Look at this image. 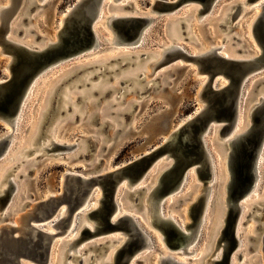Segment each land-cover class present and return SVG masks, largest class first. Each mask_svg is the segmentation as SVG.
<instances>
[{
    "label": "water",
    "instance_id": "1",
    "mask_svg": "<svg viewBox=\"0 0 264 264\" xmlns=\"http://www.w3.org/2000/svg\"><path fill=\"white\" fill-rule=\"evenodd\" d=\"M123 1L111 0L108 3L107 0H78L64 17L63 26L58 32L56 41L47 43L43 48L28 47L13 40L10 36L14 31L19 30L21 33L23 30L22 28L15 29L12 25L24 0H9V5L1 9L0 49L2 52L0 53L9 54L10 59L8 63L4 64L7 75L0 80V120L10 125L11 130L4 131L0 135V163L5 159L16 126L21 121V119L19 120L20 116L23 117L26 112L30 91L36 87L35 85L40 82L41 78L47 76L57 67L100 51V47L104 45L103 40L107 41L101 32L96 33L95 26L99 20L100 12L106 5L109 8L128 7L129 5L135 8L132 1L122 5ZM220 1L154 0L150 6L151 16L110 15L107 25L113 31L116 45L130 47L136 45L144 28L152 20L171 15L172 11L191 4L200 6L198 17L203 14L208 15ZM253 1L255 0H248L250 3ZM36 2L40 1L32 0L29 5ZM242 9V4H238L230 12V18L227 17L221 26L232 29V22L237 20ZM24 19L25 17L22 20ZM185 19L186 17L182 18V20ZM180 23L184 39L194 38V35L186 36L188 33L187 23L185 21ZM253 37L260 47V53L252 58L224 56L218 51L221 46L213 47L212 51L202 55L189 54L182 47L176 46L177 53L183 57V60L192 61L191 63L196 64L198 73L207 78L203 89L198 93L203 108L186 120L165 143H161L148 153H144L126 164L104 172L96 170L88 176L85 175V172H67L63 182L64 194L49 195L46 199L37 202L19 219L18 224L25 222V229L21 230L14 223L3 224L0 230L1 264H24L25 262L51 264L55 239L66 233L76 223L84 204L94 197L96 189L100 191L98 206L89 211L87 218V220L91 218L95 221L92 222L93 227L83 224L79 236L68 245L65 257H74L75 260L78 256L75 251L66 254L69 249H74L84 240L121 230L125 240L116 246L111 263L105 264H131L133 260L135 263L139 262L141 259L139 254L152 245V239L149 233L140 226L134 215L128 212L119 213L118 197L122 188L125 190L123 197L132 199L138 210L143 207L146 187L138 185L148 177L153 166L166 153L170 154L174 163L160 175L157 185L150 192V198L153 199L152 225L164 235L168 247L187 252L188 246L196 238L203 221L209 193L208 184L213 175L212 159L205 143L211 126H220L221 138L227 139L224 144L229 149L230 173V180L227 184V209L218 238V243L222 245L223 249L220 257L214 260V264H230L233 254L241 257L238 247L242 232H238V230L242 205L255 186L258 176V160L261 152L264 151V76L258 77L254 81L249 92L248 102L253 105V110L247 131L236 134L234 139L229 135L237 126L242 101L247 93V85L253 77L264 72V2L254 24ZM142 59L143 55H140V61ZM127 60L129 61L122 64L121 57L115 59L117 64L115 63L116 65L111 68L109 63H104L100 72L95 70L96 65L93 64L79 66L55 87L56 96L52 94L49 99L46 115L43 118L44 127L41 130V136L48 138L53 147H48V151L69 147L67 143H60L53 138L55 128L50 129V125L54 124L58 117L74 112L75 107L80 112L89 101L87 95L113 93L116 90L115 85L104 88L103 84L112 81L111 74L113 72H118L127 65L132 66L138 63V59L135 57L134 60ZM164 63L167 62H162V64ZM222 79L226 81V84L220 86L218 83ZM124 87L126 89L127 86ZM74 88L81 89L75 102L70 99L69 95V91ZM100 100L95 99L94 105ZM78 116L75 114L76 120ZM93 118L98 121L101 119L99 115L98 118L95 117V112L91 115L92 120ZM110 122L103 121L102 124H113ZM89 142V145L95 144L93 139H90ZM45 153L47 152L44 151ZM88 153L90 154V152ZM193 165H197L199 176L206 188L190 205L189 222L185 231L178 222L170 216L164 215L162 203L169 195L181 188L189 168ZM14 192L15 181L8 179V186L0 190V220L8 217L9 212L4 213V210ZM63 206H65L64 214L58 216ZM36 209L39 210L38 213L35 212ZM245 223L246 221L242 222L243 225ZM41 224H49L54 231L40 227ZM250 241L252 247L262 243L261 246L264 249V235H252ZM113 243L112 240H107L105 243L97 244L94 250L102 256L106 254L110 244ZM178 252L180 253V251ZM77 263H80V260L77 259ZM64 264H69V262L65 261ZM161 264L184 263L171 257H163Z\"/></svg>",
    "mask_w": 264,
    "mask_h": 264
},
{
    "label": "rangeland",
    "instance_id": "2",
    "mask_svg": "<svg viewBox=\"0 0 264 264\" xmlns=\"http://www.w3.org/2000/svg\"><path fill=\"white\" fill-rule=\"evenodd\" d=\"M27 1L30 2L32 0H27ZM77 1L78 0H40V2H36L32 4L29 10L23 13V16L20 15L21 11L19 12V14L18 13L16 14L15 18L17 19H15L13 25L25 17L24 20H21L20 26H18L20 29L22 28L23 30L21 31V33H19V30L17 32L14 31L12 33L15 34L14 36L17 37L18 39L22 38L20 40H26V39L28 40L34 37L36 38L37 42H39L38 44H41L42 42H45V36L49 37L53 31L61 27L60 26L61 18L77 3ZM132 1L134 5H137L140 9L143 10H149L150 6L154 3V0H132ZM232 1L233 0H221L219 2L217 9L212 14L208 15V17H206L203 21H201L199 17H197L193 13L194 14L193 18L190 19L189 21L192 25V32H194L195 35H197L198 37L202 36L201 39L203 40H206L204 39L205 37L208 38V42L209 43L211 42L214 45H222V44L225 45L227 44V42H232L233 46L238 48L239 52L241 53L244 51V48H246L247 45H250L253 49L259 51V47L256 45L254 37L250 35V32L248 30V23L254 9L253 10L249 9L250 11L247 12L245 10L242 14L243 17H241V23L237 26H232V29L229 28L228 30H225L220 28V26L218 27L219 18L216 19V17H222V15L226 11L225 4L231 3ZM7 3L8 0H0L1 5L2 4L5 5ZM134 9L135 8L132 7L131 5L126 7V10H134ZM192 12H194V7L189 5L188 7H184L178 13H175L173 15H165L164 17H159L157 20L158 21L161 20V21L157 25H155V27L151 30L149 36L150 42L144 47L131 49L129 47L120 45V49L119 48L116 49L115 47L108 48L107 45H105L104 47L103 46L101 47L103 48L102 51L95 52L92 55L84 56L80 59H76L64 65H61L56 69H54L47 76L43 77L41 79V82L32 91V95L30 96V102L27 106L26 112L23 116V122L19 129L20 134L15 137V142H16L15 147L9 154V158H7L5 161L0 163V167L14 164V161L10 160V157L14 153H16L17 147H19L21 143L22 144L25 143L26 145V139H28V136L31 133L33 124L35 123L37 124L39 122V124L41 123L40 127L42 126V124L44 125L40 114V111L44 109L46 104V100H45L46 97L44 96L47 95L49 87L51 83L55 80V78L56 77L59 78L61 76L60 74L62 71L70 70L74 65H78L80 63L92 61L97 58L103 59L109 57L111 56V54L115 56L118 54L120 50L129 49L135 52H140L142 50L143 52L161 51L163 49L161 44L168 45L172 43V36L167 33L168 21L175 20L176 18L181 17L183 15H192ZM153 16L156 15L154 14ZM214 21L216 23H214ZM153 24H156V21ZM27 29L29 30L26 31ZM100 30L105 37H111L113 35V31L107 25L105 28H101ZM240 35H242V37ZM178 42H181L186 48L190 49L193 53H196L198 50L196 48V44L193 38L186 40L178 39ZM9 59H10L9 54L0 53V79L4 78L7 75V72L4 68V64L8 62ZM150 60H145L141 64L135 65L133 67H130L128 65L127 69L123 71L120 70L121 72H114L112 73V75L122 76L125 74L127 75L130 72L137 70L138 68L143 69L144 66L150 62ZM115 63L117 62L116 61L113 62L112 65H115ZM174 64L167 65L166 67L165 66L162 67L155 74L154 77H156V75L159 74L161 76L157 80H155V84L150 90L146 91L145 89H143L146 92L142 96L140 95L139 92H137L136 90L134 91L131 87H127L126 92H123V89L121 87L124 85L127 86L130 83V80L123 83V85L119 84L118 85L119 90H116L113 93L103 94V95L99 93L97 95H93V94H91L90 96L87 95L88 96L87 100L91 97L98 100H100L101 98L100 102L97 104L95 103V105L93 106L95 108L93 112H95L96 118H98V115L101 116L99 114V110L102 106L104 107L106 104L110 105V103L113 105V107H111L112 113L110 114V118H107V121H111V122H112L111 119L115 118L116 121L115 123L113 122V124L111 122L110 125H107V123L102 124L103 123L102 120L98 121V120H94V118L93 120L90 119L86 121L85 113L87 110L89 109L91 110V108L88 109L89 101H87L86 107L82 105L83 107L80 110V112L77 113L75 111L72 112L79 115L77 120L75 116H73V114L71 113V114H67L66 116L65 115L60 116L56 119L57 121H55L54 124L51 123L52 125H50V129H54L56 128V126L58 125L60 126L62 124V128L60 129L61 136L64 137L68 143H74L76 140H78L80 146L78 145V147L74 149L73 154L71 153L66 154L63 157L62 156L57 157L55 155H49L46 153L44 155H40L41 151L39 150L40 147L38 145V142L42 139L47 141L48 138L46 139V137H42V136L38 137L35 141V146L37 148L35 151L36 153L32 155L26 153L23 157V159L25 160L21 164H19L16 168H14L12 172H10L12 173V175H14L15 173H19L21 169H23L22 173H20L19 176L17 177L20 188H22L23 185L24 186L28 185L27 197L24 199L22 198L20 199L23 204V208L22 206H19L20 203L17 202L14 206L15 207L14 213L13 212L10 213L8 217L2 221H6V222L13 221L20 214L32 209L34 204H36L41 200H44L48 195L46 197L44 196L48 193L50 194V192L55 193L54 195L64 194L63 182L67 172L71 171V172L90 173V172H95L96 170L100 171L104 166L107 165V162H109V164L113 167L126 164L129 161L138 158L139 156L143 155L145 152L151 151L152 149L163 143L167 135L171 131H173L175 127H178L180 123L185 122L190 117H192L196 113L198 108L202 106V103L198 98V93H199L200 79L202 78L203 75L198 77L195 76L194 70L196 67L192 64L186 63L181 60L177 61ZM147 70L148 72H150L151 67L147 68ZM164 73L168 74V76H165ZM113 80L114 78L112 79V81ZM142 85L141 87H143ZM71 90L78 93L80 92L79 90L81 89L74 88ZM118 92H122V95L117 100H114L113 101L114 103H112V100L114 99L115 96H117ZM131 98L134 99L132 100ZM51 101L52 98L50 102ZM130 101H135L133 107L126 109L124 112H121L118 115L117 113L114 112V110L119 109L121 106L129 105ZM45 115H46V111L42 115L43 118ZM71 118L73 121L72 120L70 121ZM42 128L43 127H41V129ZM6 129L10 130L11 129L10 125H7L0 120V135L4 133ZM212 130L214 131V129ZM90 131H96V134L94 133V135L91 134L89 135ZM213 131H211L210 133H212ZM212 136L210 134L207 137L208 139L207 141L210 144L209 147L211 149L215 147H219L217 144L215 145L213 144ZM90 139H93L95 141V144L89 145ZM218 141L224 142V139L220 138ZM223 149L225 152V154L223 153V156H225L228 154V150L225 148V146ZM88 152H90V154ZM36 156L37 158H35ZM214 156L216 157L215 154ZM28 160H32L30 165L28 164ZM9 174H7L6 176L7 178ZM263 176H264V171H263ZM193 178L194 180L193 181L191 180L192 182L191 185L195 186L196 184L197 186H199L202 183V181L198 179L197 172L194 173ZM4 183L5 181H3L0 184V190L2 189V187L5 186ZM186 185L181 190V193H183L184 190H186ZM219 187H220L219 184H217L216 186L213 187V190H218ZM263 191H264V181L259 189L258 195L262 196ZM192 195L194 194H192L191 192L189 196L182 195V197H176L177 198L176 202L172 204H170L171 199H169L165 203V208H164L165 214L169 215V213L173 212L174 215L176 216V219L182 223L183 222L182 214H184L185 211V215H186L185 220H188L187 212L186 210H183V207L187 202H190L191 200L190 196ZM258 195L255 196L254 194L253 196H251V198L254 200L258 197ZM125 200L127 201L128 205L134 206L130 210H132V212H135L137 207L134 205L132 199L125 198ZM250 201L252 200L250 199ZM19 207L22 208L23 211H19L18 210ZM90 210L91 209L87 211ZM139 210L140 211L137 213V216H139L143 225L148 227V229L152 232L153 235L159 234L162 236L161 231L153 227H150L146 218L141 215L142 212L145 210V208L141 207ZM215 211H213V213L211 214L209 213L207 218H211V216L214 215ZM35 212L38 213L39 210L36 209ZM257 214L260 215L258 209H256V211L253 212V214L250 216L249 221H247V223L244 226H242V229H245L244 235L245 233L248 234V231H250L251 227H255V231L257 232L258 230L256 226H258L260 222H264V212L261 217H255V215ZM243 220H245V218H243ZM209 222L210 220L205 222L203 235L199 243L196 245L195 249L197 248L199 250V248H201L200 246L202 243V239L206 237L204 235H206V231H207L206 229ZM24 223L25 222L23 221V223L21 224L16 223V225H18L19 228L22 230L26 228ZM85 223H87L92 227L91 225L92 223L86 221L85 218H82V216L80 215L75 223L76 225H74L76 226L74 229L75 233L77 232V230L78 232L80 231L79 225H83ZM0 225H1V220H0ZM121 232H122L121 230L118 231V233ZM219 235H220V231L217 234L216 240H218ZM96 236L92 238L94 240H97L98 238L104 237L106 235L100 234ZM61 238H59L58 240H60ZM92 238L88 240H93ZM216 240L215 242H213L212 246L210 247V251L212 248L213 249L216 248V243H217ZM161 246H164V243H161ZM159 247H160L159 243L156 241L152 251H146L142 256V258L139 260V262L135 264H158L155 262V257L158 254V252L162 251L159 249ZM93 250L94 248L87 249L86 251L83 250L85 251L83 257L91 256ZM164 250L172 254L178 252L171 249H167L165 247ZM69 253L71 252H68L66 255H68ZM256 253H247V251H245L243 252V256L245 258L246 257L249 258L255 256ZM211 254H209L205 259H209L211 257ZM196 255L198 254L197 253L194 255L185 254L184 256L181 254L179 256H182L183 258L185 257L187 259H193V257H195ZM99 257H101V255H99ZM73 258H71L73 262H77V259H79L78 256L77 258H75V260ZM254 258L256 257H253L250 260H253ZM65 260H67L66 257ZM234 260H235L234 264L235 262H237L236 264H242L243 262V260L240 261L238 258ZM95 262L93 264H95ZM188 262L189 264L194 263L192 260Z\"/></svg>",
    "mask_w": 264,
    "mask_h": 264
},
{
    "label": "bare ground",
    "instance_id": "3",
    "mask_svg": "<svg viewBox=\"0 0 264 264\" xmlns=\"http://www.w3.org/2000/svg\"><path fill=\"white\" fill-rule=\"evenodd\" d=\"M107 1H108V3L111 2V0H107ZM129 1H132V0H124L122 2V5L127 4ZM30 2H28L27 0H24L22 6L20 8V11H21L20 15L23 16V13H25L26 9L30 6L29 5ZM263 2H264V0H255L252 3L248 2V0H233L231 3L225 4V7H226L225 13L222 15V17H216V19L219 18L218 19L219 20L218 21V27L220 26V28L228 30L230 27L229 28H227V27L223 28L221 26V23L224 22L227 19V17L230 18V16H229L230 12H232L234 10V8L237 7L238 4H242L243 9L241 10V14L237 17V20L235 22H232V26H237V25H239L241 23V17H243L242 14H243V12L245 10L247 12V11H250L249 9H252V10L254 9L252 14H251L249 23H248V30L250 32V35H252V37H253L254 24H255V21L259 17L261 6L263 5ZM8 5H9V0H8V3L5 4V5H3V4L1 5L0 4V12H1L2 8H5ZM218 5H219V3H217V5L215 7H213L212 11L210 13H208V15L212 14L217 9ZM188 6H186V7H188ZM190 6L194 7V12H192V15H183V16H181L182 18L186 17L185 20H182L181 17H178L175 20H169L168 21V23H167V33L172 36V43H170L168 45L161 44V46L163 48L161 51L143 52V50H142L140 52H135V51L129 50V49L128 50H120L118 52V54H117L119 56L115 55L117 57H115V56H113L111 54V56L103 58V59L97 58V59H94L92 61H87V62H84V63H80L78 65H74L70 70L62 71L61 74H60L61 76L59 78L56 77L53 82L51 81L52 83H51V85L49 84L50 87H49L48 93H47V95L44 96V97H46V99H45L46 100L45 107L48 106L49 99H50L51 95L54 94L53 96H56V93H55L54 89H55V87L57 85H59L62 82V79L64 77L70 75L72 73V71H74L77 67L82 66V65H92V64L96 65V69L95 70L97 72H100V70L103 68L102 65L104 63H109L110 68L114 67L117 63L115 65H112L113 62H115V59H118L120 57H121V63L122 64H125L126 61H129L127 59L134 60V57H135L136 59H138V63H135V65H139L143 61L151 59L150 62L147 63L144 66L143 69L142 68L141 69L138 68L137 70H134V71L132 70L133 72H130L129 74H127V75L125 74V75H122V76L112 75L111 74L113 76V78H114V80L112 81L113 83L110 81V82H106L105 84H103L104 88H106L108 86H111V85H115L116 86V90H119V87H118L119 84L123 85V82L125 83L126 81L130 80V83L127 85V87H131L134 91L136 90L142 96V95H144V93L146 91L150 90L154 86L155 80H157L161 76L159 74V75H156V77H154L155 74L162 67H164V66L166 67L167 65H172V64H174V63H176L177 61H180V60L184 61V62H187L189 64H192V65H194L196 67V64L191 63L192 61L183 60V57L180 54L177 53L176 46L182 47L183 49H185V51H187L189 54H192V55H199V54L202 55V54L208 53V52L212 51L211 49H213V47H217V46H221L218 49V51L221 54H223L224 56H227V57H232V58H252V57H255L256 55H258L260 53V47H259V45L257 44L256 41L255 42H256V45L259 47V51L253 49L250 45H247V47L244 48V51L241 53V52H239L238 48L233 46L232 42H227V44H225V45H223V44L222 45H214L213 43H211V42L209 43L208 42V38L205 37L204 39H206V40H203V39H201L202 36L198 37L197 35H195V33L192 32V25H191V23L189 21H190V19L193 18L194 14L198 17L200 6H198L196 4H191ZM110 9L113 12H111ZM182 9L183 8H179V9H176V10L172 11L171 15H173L175 13H178ZM132 11H134V12H132ZM150 11H151V7L149 8V10H143V9H140L137 5H135V9L134 10H126V7H123V6L115 7V9H113V8H109V6L106 5L105 8H103L101 10V12H100L99 20H98V22H97V24L95 26V28L97 30L96 33L98 34V31L101 32V30H100L101 28H105L106 27L107 22L110 20V18H108L110 15H113V16L149 15V16H151L150 15ZM19 12H18V14H19ZM66 15H67V13L64 14L63 17L60 20L61 21L60 22V26L61 27L63 26V20H64V17ZM206 15L207 14H203V15L199 16V19L201 21H203L206 17H208V15L207 16ZM21 20L19 22H17V20H16L17 23L12 25V27L15 28V29L19 28L18 26H20ZM155 21H156V24H153ZM160 21L161 20L158 21L157 19H155L154 21L152 20L144 28V30H143L142 34L140 35L136 45L130 46V47L129 46H125V47H129L131 49H136V48H141V47L146 46L150 42L149 36H150L151 30ZM182 21H185L187 23V25H188V33H187L186 36L192 37L194 35L193 39L195 41L196 48L198 49L196 53H193L190 49L186 48L181 42H178V39H184V37H185V36L182 35V30H181V23L180 22H182ZM215 21H214V23H216ZM61 27H59L57 30L53 31L49 37L45 36V42H42L41 44H38L39 42H37L36 38H34V37H32V38H30L28 40L27 39L26 40H20L22 38L18 39L17 37L14 36L15 34H13V33L10 34V36L12 37L13 40H15L17 42H20V43H23V44H25L28 47H35L36 46V47H39V48H43V47H45L47 45V43L56 41L55 37H57L58 32L61 29ZM28 30L29 29H27L26 31H28ZM240 36L242 37V35H240ZM106 38H107V41H104V45H102L103 47L105 45H107L108 48L115 47L116 49H118V48L120 49V45L121 44L116 45L114 43V41H116L114 34L111 37H106ZM176 41H177V43H176ZM196 48H194V49H196ZM102 50H103V48H101L100 51H102ZM140 55H143V59L141 61H140ZM162 62H167V63L162 64ZM135 65H132V66L129 65V66L133 67ZM127 66H125L121 71L127 69ZM149 67H151V71L150 72H148V70H147V68H149ZM121 71L119 70L118 72H121ZM164 74H165V76H168V74H166V73H164ZM194 74L197 77L201 76L200 73H198L197 67L194 70ZM261 76H264V72L259 74L258 76L253 77L250 80L249 84L247 85V87H249V86L250 87L246 88V92L247 93L244 96V99L242 101V105H241V109H240V113H239L238 123H237V126H236L235 130L229 135L230 138L234 139L236 134H240V133H243V132L247 131V129H248L249 125H250V115H251V112L253 110V105H251L248 102V98H249V95H250L249 92L251 90V87H252L254 81L258 77H261ZM206 79L207 78L205 76H202V78L200 79L199 91H201V89H203V87L205 85V82H206ZM40 82H41V80H40ZM142 84H144V85H142ZM225 84H226V81L223 80V79L220 80L219 83H218V85H220V86L225 85ZM37 85H35V86H37ZM141 85L143 87H141ZM124 86H122L121 88L123 89V92H126V89H125ZM139 88H141V89H139ZM34 89H32L30 91V93H29V102H30V96L32 95V91ZM143 89H145L146 91L143 90ZM141 90H143V91H141ZM69 95H70V99L73 102H75L77 100V97H78V93L77 92L69 91ZM121 95H122V92H118L117 96H115L114 99L112 100V103H114L113 101L117 100ZM131 99L133 100L134 98H131ZM88 100H89L88 109L91 108V110L89 109L85 113L86 121L91 119V115H92V113H93V111L95 109L93 107L95 99L93 97H91ZM134 103H135V101H130L129 105L121 106L119 109L114 110V112L117 113V115H118L121 112H124L126 109L133 107ZM45 107H44V109H42L40 111V114H41V117H42V121H43V116L42 115L46 111ZM102 107L99 110V114L101 115L100 116L101 117L100 120L107 121V118H110V114L112 113L111 107H113V105L110 103V105L106 104L103 108ZM201 108H203V103H202V106L200 108H198L196 113L198 111H200ZM74 110H75L76 113L78 112L76 107L74 108ZM73 116H75V113H73ZM20 119H21V121L16 126V130H15V132L13 134V137H12L10 143H9L7 152H6L5 157H4L5 159L3 161H5L7 158H9V154L11 153V151L15 147V143H16L15 142V137L20 134L19 133V129H20L21 124L23 122L22 115L20 116L19 120ZM71 120H72V118L70 119V121ZM111 120L114 123L116 121L115 118H113ZM183 123L184 122L180 123L178 127H175L174 130L171 131L167 135V137H166V139H165V141L163 143H165L168 140V138L170 137V135L173 132H176L178 130V128H180L183 125ZM37 124L36 123L33 124L31 133L28 136V139H26V145H25V143L24 144L21 143V145L19 147H17L16 153H14L10 157V160H13L14 164L0 167V184L3 181H5V183H4L5 186L2 187V189L6 188L8 186V179H13L15 181V192L12 195L13 197L11 198L7 208L4 210V213L5 212H9V214L12 213V212L14 213V208H15L14 206H15V204L17 202L20 203L19 206H22V208H23V204H22L20 199L21 198L24 199V198L27 197V187H28V185H25V186L23 185V187L20 188V185L18 183V178H17L19 176V174L22 173L23 169H21V171L19 173H15L14 175H12V173H10V171H12L14 168H16L19 164H21L25 160V159H23V157H24V155L26 153L31 154V155L36 153L35 151H36L37 148L35 146V141H36V139L38 137L41 136V130L43 129V128L41 129V127H44L43 124L40 127L41 123L39 124V122ZM115 126H116V124H115ZM117 126H119V125H117ZM61 128H62V124L60 126L59 125L56 126V128L54 129L53 138L56 141L60 142V143H67L69 145V147L65 148V149H52V150L48 151V149H49L48 147H52V146L50 145L49 140L46 141V140L42 139V140H40L38 142V145L40 147L39 150L41 151L40 155H44V151H45V152H47L46 154L50 155L52 153L53 155H55L57 157L58 156L61 157L63 154H65V155L66 154H70V153L73 154L74 153V149L76 147H78V145L80 146V143L78 142V140H76L74 143H68L67 140L64 137L61 136V131H60ZM212 129H214V131ZM10 130L6 129V131H10ZM220 130H221L220 126H211L209 128V131H208L207 136L205 138V143H206V145L208 147V150H209V153H210L211 159H212L213 175H212V178H211V180H210V182L208 184L209 185V193L207 195V205H206L203 221H202V223L200 225V228L198 230L196 238L188 246L187 252H185L184 250H180V249H176L175 250V249H171L170 247H168V245L166 244V241L164 239V235L163 234H162V236L159 235V234H154L155 235L154 236L152 234V232L148 229V227L143 225V223L140 220L139 216H137V213L140 210H138L137 208H136L135 212H132V210H130L134 206L127 204V201L125 200V197H123V194H124L125 190L122 189V188L120 189V193H119V197H118L119 203H120L119 213L128 212V213L134 215L135 218L137 219V221L139 222L140 226L149 233V235L151 236V239H152V243H151L152 245H150L147 248L146 251H152L156 241L159 243V246H160L159 249L162 250V251L158 252V254L155 257V262L158 263V264L162 263V258L163 257H168V258L171 257V258H173V259H175V260H177V261H179L181 263H184V264H189L188 261H190V260H192L194 262L192 264H214V260L218 259L220 257V255H221V253H222L223 247H222V245L220 243H218V240H216V238H217V234L220 231L221 226L223 224L224 217H225V212H226V209H227V184H228V182L230 180V173H229V164H228L229 149H227V146L224 144L227 139L223 138L224 142H219L218 141L221 138ZM35 131H36V133H35ZM211 131H213V132L210 133ZM94 133L96 134V131H90L89 135L90 134L94 135ZM36 134H37V136H36ZM210 134H211V136L213 134V136H212L213 144L214 145L217 144L219 147H215L213 149H211L209 147L210 144L207 141L208 140L207 137ZM224 146L228 150V154L225 155V156H223V153L225 154L224 149H223ZM145 153H148V151L145 152ZM214 154L216 155L217 159L214 156ZM37 156L35 158H37ZM31 162H32V160H28V164L29 165L31 164ZM173 163H174L173 158L170 156L169 153H166L153 166V168L151 169L148 177L145 180H143L138 185V186L146 187V194H145V197L143 199V203H144L143 208H145V210L142 212L141 215L146 218V220L148 221L150 227L154 228V226L152 225V223H153V213H152L153 212L152 211L153 199H152V197L150 198V192L157 185L160 175L165 170L169 169L173 165ZM118 166H120V165H118ZM118 166H116V167H118ZM113 168H115V167L111 166L109 164V162H107V165L104 166L101 169V172H104L106 170H110V169H113ZM263 171H264V151L261 152L259 160H258V176H257V180H256V183H255V186L253 187L252 191L248 194V196L246 197V199L244 200L243 205H242L240 222H239V230H238V232H240V231L242 232L241 236H240V244H239V247H238V251H241V255L242 256L238 257L236 254H233L230 264H234V261H235L234 259H237V258L240 261L243 260L242 264H264V249H263V246H261L262 243H260L259 246L252 247L251 246L252 242L250 241V236H252V235H257V234L264 235V222H260L258 224V226H256L257 230H258L257 232L255 231V227H251L250 231H248V234L245 233V235H244L245 229H242V226H244L247 223V221H249L250 216L253 214L254 211H256V209H258V212H260V215L257 214V215H255V217H261L263 215V212H264V208H263V206H264V191H263V195L262 196L258 195L259 189H260V187H261V185L263 184V181H264ZM196 172L198 174V179H200L202 181V183L199 186H197L196 184H195V186L191 185L192 184L191 180L192 181L194 180L193 176H194V173H196ZM92 173L93 172H90V173L89 172H85V175L88 176V175H90ZM7 174H9L8 175V179L6 177ZM217 184H219L220 187L218 188V190H213V187L216 186ZM185 185H186V190H184V192L181 193V190L185 187ZM205 188H206V186L204 185L203 180L200 178L196 166H194V165L191 166L189 168L187 174H186V177L184 179V182H183V185L181 186V188L178 191H176V192L172 193L171 195H169L168 198H166L165 201H164V202H167L169 199H171L170 200V204H172V203L176 202V200H177L176 197H182V195L183 196H189L191 194V192H192V194H194V195L190 196V198H191L190 202H187L185 204V206L183 207V210H186V212H187L188 220H185V218H186L185 211H184V214H182V217H183L182 218L183 219L182 223L176 219V216L174 215L173 212L169 213V215H166L165 211H164L165 203L163 202L164 204L162 203V209H163L164 215L165 216H170L173 220L178 222L181 225V227L186 231V229H187L186 226H187V223L189 222L190 205L194 201H196L198 199V197L205 191ZM223 189H224V191H223ZM52 194H55V193H51L50 192V194L48 193L44 197H46L47 195H48L47 197H49V195H52ZM254 194H255V196L258 195V197L253 200L251 198V196H253ZM99 197H100V191H99V189H96V191H94V197L90 201L85 203L84 207L81 210V214L80 215L82 216V218H85V220L88 221V222H91V223L95 222L91 218H89L87 220L88 213H89V211H87V210H89V209L92 210V208H94V207L96 208V206H98L97 204H98V198ZM14 198H15V200H14ZM250 199L252 201H250ZM177 202H179V201H177ZM34 205H33V207H34ZM260 206H262V207H260ZM22 208L19 207L18 210L19 211H23ZM64 211H65V206H63L60 209V211L58 213V216L64 214ZM213 211H215L214 215L211 216V218H207L209 213L211 214V213H213ZM25 213L26 212L20 214L19 216H17L11 222H6V221H2L1 220L0 230H1V227L3 226L4 223H14V224L18 223L19 219H21L22 215L25 214ZM243 218H245V220H243ZM208 220H210V222L207 225L206 235H204L206 237L202 239V243H201V246H200L201 248H199V250L197 248L195 249L196 245L199 243V241H200V239H201V237L203 235L205 222H207ZM243 221H246V223L244 225L242 224ZM85 224H87V223H85ZM74 225H76V224L74 223L66 231V233L58 236L55 239V242H54L53 248H52L51 264H64L65 261L69 262V264H93L95 261H96L95 264H105L107 262L111 263L112 256L114 254L116 246L121 244L125 240V236L124 235L122 236V233H118V231L109 232V234H105L106 235V236H104L105 238L104 237H100L97 240H94L93 238H92L93 240H88L87 239V240L82 241L80 244H78L74 249H69V252H71V253H73L74 251L76 252V254L79 257L78 260H80V263L73 262V260H71V258H67V260H65V251L68 249V245L71 242H73L79 236V234L81 232V229H82V226H83V225H79L80 226V231L78 232V230H77V232L75 233L74 229H75L76 226H74ZM40 227H42V228H44V229H46L48 231H52V232L54 231V229H52V227H50L49 224H47V225L46 224H41ZM115 233H118V234H115ZM76 234H78V235H76ZM59 238H61V239L58 240ZM107 240H112V242H114V243L110 244L109 249L106 252V254H104L101 257H99V253H96L95 250H93V253H92L91 256L83 257V254H84V252L87 249L94 248L97 244H101L103 242L105 243ZM215 240L217 242L216 243V248H214V249L212 248L211 251H210V247L212 246L213 242H215ZM84 243H86V244H84ZM161 243H164V246H161ZM192 245H194V246H192ZM164 247L167 248V249L174 250V251H180V253L176 252V253L172 254L170 252L165 251ZM83 250H85V251H83ZM146 251H144L142 254H139V257L142 258V256L144 255V253ZM245 251H247V253H256V252L257 253L255 254V256H252V257H249V258H247V257L245 258L243 256V252H245ZM211 252H212V254H211ZM196 253L198 255L193 257V259H187L185 257L183 258L182 256H179L181 254L184 256L185 254L194 255ZM209 254H211V257L209 259H205ZM61 255H63V256H61ZM253 257H256V258H254L253 260H250ZM146 260H147V258H146ZM236 263L237 262H235V264ZM24 264H32V263L25 262ZM131 264H135V260H133L131 262Z\"/></svg>",
    "mask_w": 264,
    "mask_h": 264
}]
</instances>
